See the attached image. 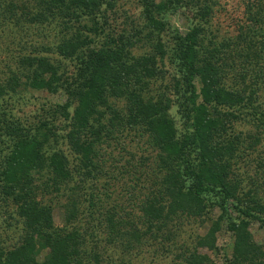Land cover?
Wrapping results in <instances>:
<instances>
[{
    "label": "trees",
    "instance_id": "trees-1",
    "mask_svg": "<svg viewBox=\"0 0 264 264\" xmlns=\"http://www.w3.org/2000/svg\"><path fill=\"white\" fill-rule=\"evenodd\" d=\"M138 1L143 24L115 33L106 12L118 0H0V37L10 26H43L57 40L41 55L0 66V203L13 220L4 231L16 236L7 243L0 234V264H124L122 256L149 251H176L175 264H211L197 248L216 251L223 226L230 264L261 262L249 226L264 228V198L241 188L236 173L259 137L252 142L235 124L251 115L264 131V110L224 81L235 52L205 36L204 26L176 30L164 42L165 16L184 0ZM210 10L202 7V21ZM253 19L264 15L257 10ZM258 36L259 48L238 52L247 63L264 60V33ZM166 59L176 68L170 79ZM26 90L66 100L25 122L9 106ZM120 144L138 152L106 151ZM125 175L119 195L113 181ZM53 201L64 208L61 226ZM186 233L193 246L182 241ZM117 251L120 259L112 258Z\"/></svg>",
    "mask_w": 264,
    "mask_h": 264
},
{
    "label": "rangeland",
    "instance_id": "rangeland-1",
    "mask_svg": "<svg viewBox=\"0 0 264 264\" xmlns=\"http://www.w3.org/2000/svg\"><path fill=\"white\" fill-rule=\"evenodd\" d=\"M207 4L211 7L208 16L205 18L200 17L202 14V7ZM143 6L138 0H118L114 10L107 11L109 29L115 33L122 31L132 32V28L141 26L144 18L142 16ZM261 11L264 15V0H184L183 7L179 10L168 13L165 16V20L168 22V29L162 33L163 40L166 44H170L172 35L176 30L185 32L190 26L200 24L205 27V36L211 37L217 43H223L229 45V50L235 52L233 58L229 62H232L231 70L227 71L224 81L231 87L236 89H245L243 94L249 93L252 95V99L259 105L261 110H264V60H259L257 63H247L243 59L245 56H240L239 53L248 52L251 48L255 50L260 47L259 33H264V20L256 23L253 19L255 11ZM13 26L3 32L0 37V66L4 67L12 64L14 61L24 54L39 53L44 50L45 45L49 47L51 44L55 45L57 40L53 38V31L50 28H30L27 31H15ZM13 31V32H12ZM255 31V32H254ZM254 32V34H253ZM24 40V42H22ZM255 41V43H254ZM51 47V46H50ZM37 48L38 50H34ZM247 48V49H246ZM34 51V52H33ZM36 51V52H35ZM239 52V53H238ZM246 52V53H247ZM246 55V54H245ZM55 56L52 54L51 57ZM70 69L71 66H68ZM165 75L167 79L175 73L176 68L172 65V62L168 59L165 61ZM257 73H255V72ZM261 71V72H260ZM263 74V76H261ZM66 96L59 93H49L44 90H26L19 96L11 101V112L17 118L22 119L25 122H31L35 120L38 114L41 113V109L45 105L53 103H64ZM177 107L171 109V114L175 117L176 121H180L176 112ZM249 118L246 120L238 121L235 124V128L241 133L248 135L252 142H256L257 135L259 140L254 146V150L251 152H245L243 157L236 162L237 177L241 178V188L247 189L249 187H255L259 190V194L264 198V131L256 130L253 121L257 118ZM255 119V120H254ZM57 128H63L61 122H57ZM59 132H61L59 130ZM250 140V139H249ZM59 148L69 155L70 150L64 142L58 144ZM118 145V148L114 149L113 146L107 148L108 153L113 149V153L116 154L120 151L123 155H128L131 151L138 152L132 146ZM123 150V151H122ZM128 151V152H126ZM105 156L106 153H104ZM116 157H120L116 155ZM108 164V163H106ZM122 180L117 179L113 182L116 188V192L121 195L124 190L122 183L127 179V176L121 177ZM119 199V198H118ZM120 201V199H119ZM60 202H52L54 206V221L55 224L61 226L64 223V208H60ZM5 205V204H4ZM6 207L0 203V234L3 240L6 242L13 241L16 237L11 232H5L4 229L12 222L5 214ZM3 213L5 215H3ZM214 214L213 216H216ZM210 223L206 222L204 226L199 227L197 231L200 235L206 233ZM249 231L253 236V241L258 245L262 252V257L259 264H264V228L259 223L253 222L249 226ZM196 227L187 226V233H195ZM7 233V236H4ZM184 234L183 240L186 244L193 246L189 235ZM12 236V239H9ZM1 240V237H0ZM231 237L225 229V226L217 233L216 246L217 250L213 251L206 247H198L197 251L200 254L206 255L211 264H230L231 256ZM176 251L173 253H165L162 255H154L153 252L139 253L124 255L121 260L124 264H175ZM119 251L113 254L112 258H117Z\"/></svg>",
    "mask_w": 264,
    "mask_h": 264
}]
</instances>
